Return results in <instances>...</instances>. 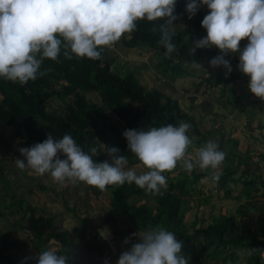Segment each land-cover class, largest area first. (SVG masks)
I'll return each instance as SVG.
<instances>
[{"label":"trees","instance_id":"1","mask_svg":"<svg viewBox=\"0 0 264 264\" xmlns=\"http://www.w3.org/2000/svg\"><path fill=\"white\" fill-rule=\"evenodd\" d=\"M185 2L186 0H177L176 10L184 12L185 18L191 21L192 26L174 30L173 40L177 47L171 55L165 54L166 47L159 42L160 25L165 22L164 18L152 21L138 20L134 30L121 36L124 40L128 36L125 42L129 47L142 45L158 50L160 56L157 67L164 74L183 75L188 72L193 62H209L219 54L216 47L197 48L192 52L191 44L194 43L186 36L192 32L206 34V29L201 23L204 15L197 12L190 17L183 9ZM112 65L111 59L103 50L98 58H88L74 53L65 56L62 48L58 59L44 58L41 65L42 74L34 80L20 83L0 78V150L3 154L12 157L18 154L12 151L15 145L4 135L3 129L6 126L12 130L17 143L22 142L25 147L42 142L50 132L57 138L62 137L65 132H70L85 150L97 147L99 154L93 156L97 161H111L106 145L116 146L121 150L120 154L128 157V165H143L128 149L127 138L123 135L124 130L128 128L178 124L185 120L193 125L192 133L195 138H192V146L199 147L208 140L196 127L195 119L188 112L181 111L174 101H163L164 96L160 91L144 88L133 72L119 73L117 67L112 68ZM240 73L231 72L225 77L223 73L213 72L211 76L216 82H229ZM88 93L96 94L100 101L91 100L87 96ZM52 98L59 101L58 106H50ZM108 111L122 121L121 129L110 122L106 113ZM188 135L190 136V133ZM233 158L231 151L227 152L218 178L210 174L212 169H201L197 166L189 171L178 163L174 169L165 171L168 183L160 192L146 191L135 182H125L109 184L104 188L87 184V191L82 189L81 193H74L79 194V200L84 205L88 204L90 198L89 186L96 194L103 191L108 193L111 209L106 208L109 217H106L104 225L112 224L109 230L114 237L123 232L132 234L140 229L164 226L176 232L177 239L183 241L182 252L190 256V264H200L205 258L218 259L224 264L228 261L236 264L240 256L239 250H244L245 264H263L261 253L264 252V180L258 181L257 178L247 177L243 173L236 176L238 166L233 164ZM0 160V180L4 185V159L0 156ZM176 169L177 174L171 175ZM202 178L213 182L217 192L226 188L227 196L232 190L230 184L241 182L242 188L237 198H244V201L238 205L237 210L247 216L249 222L250 210L257 209L262 218L259 228L252 230L246 224L249 233H237V219L233 212L214 216L213 221L206 225L204 220L198 225L196 220L186 224L184 216L190 208L187 198L190 193H202L200 203L213 204L212 194L207 195L197 187ZM40 186L44 187L42 184ZM68 188L72 189L71 184ZM146 198H149L151 203ZM65 206L67 210L75 212L80 208L79 203L70 207L65 202ZM36 210L29 201L26 205L22 202L20 204L22 218L27 221L25 227L39 244L55 240L59 245L58 250L66 252L71 264H83L82 259L77 256L79 245H83L90 252H96L101 259L109 257L111 248L108 240L98 239L96 225L91 226L87 218L79 217L81 224L78 237L82 241L80 243L70 236L67 229L60 228L54 215L37 214ZM119 219L128 220L130 224L127 229L120 226ZM256 232H259L261 237H258ZM134 239L138 241L139 237L133 236V242ZM12 244L13 241L7 233H0V264H35L23 256L15 260L10 259L7 250ZM103 244L107 245V249ZM249 248H255L256 251L249 255Z\"/></svg>","mask_w":264,"mask_h":264},{"label":"clouds","instance_id":"2","mask_svg":"<svg viewBox=\"0 0 264 264\" xmlns=\"http://www.w3.org/2000/svg\"><path fill=\"white\" fill-rule=\"evenodd\" d=\"M176 4L177 0H0V78L20 83L34 80L42 74L44 58L58 59L62 48L65 56L74 53L98 58L105 46H112L125 32L134 30L142 19L164 18L159 42L166 47L165 54L171 55L177 47L173 40ZM201 6L208 9L201 21L206 35L191 44L192 52L218 47L220 53L209 63L222 65L226 74L233 71L226 55L238 52L237 67L249 76V91L264 99V0H187L185 8L191 17ZM243 38L247 42L241 48ZM190 127V122L182 121L125 129L128 149L146 169L142 172L129 167L128 157L116 146L106 145L111 161L95 160L97 147L85 150L70 132L60 138L50 132L42 142L21 147L23 158H16V165L38 175L50 173L61 184L79 180L104 188L135 182L155 192L167 187L165 171L178 163L189 171L197 166L212 169L210 174L218 178L226 152L216 139H208L194 154L190 152ZM108 234L107 229L100 232L103 238ZM133 236L139 240L133 242ZM124 243L130 247L121 252L116 264H190V256L182 252L183 241L164 226L140 229ZM255 251L249 248L248 254ZM36 264L70 261L66 252L50 245L40 251Z\"/></svg>","mask_w":264,"mask_h":264},{"label":"crops","instance_id":"3","mask_svg":"<svg viewBox=\"0 0 264 264\" xmlns=\"http://www.w3.org/2000/svg\"><path fill=\"white\" fill-rule=\"evenodd\" d=\"M186 2L183 6L185 11ZM176 9L175 15L177 18L173 22L176 27L175 30L190 28L192 26L191 21L185 18L184 12L182 13ZM207 11L206 6H201L198 10L203 15ZM204 35L206 34L192 32L186 38L191 39V42L194 43ZM125 40L120 38L112 46L103 48L105 55L111 59L112 68L117 67L119 73L133 72L144 88L160 91L164 96L163 101L166 102L167 99L174 101L181 111L188 112L195 119L196 127L200 133L204 134V137L218 140L219 144L222 145L220 148L226 154L231 151L234 156L233 164L238 166L236 176L243 173L247 177L257 178L258 181L264 180V99L249 91L250 78L237 67L239 53L229 52L226 58L231 60L232 72H241L240 75L229 82H216L211 76L213 72L223 73L225 77L229 75L226 74V69L223 66L213 67L208 61H198L190 64L188 72L183 75L164 74L157 67L158 57L160 56L158 50L142 45L129 47L126 45ZM246 42L247 38H243L241 48ZM216 49L220 53V49L218 47ZM182 121L185 120L180 122ZM112 122L119 129L123 126L122 121L113 114ZM192 129L193 125L191 124L188 133H190V137H195ZM0 156L1 159H4L5 175L11 173L15 177L22 193L25 194L30 204L37 208L36 213H47V215L51 213L56 217L60 228L67 229L70 235L73 226L69 222H72V218L64 216V211L60 207L61 203L65 205L66 202L70 207L79 203L80 208L77 212L71 210L75 214L77 213L78 216L81 215L80 213H91V210H93L94 207L89 208L88 202L87 205L82 204L79 200V194L74 193L75 191L81 193L82 189L87 191V183L79 180L75 182L69 180L68 185L67 183L61 184L50 173L45 174L49 177L51 184L45 179L35 182V179L40 180V178L33 170H30L29 173H25V170L19 172L16 158H23L22 154L12 157L4 155L0 150ZM224 164L223 161L220 169ZM17 171L19 174H16ZM40 184L44 187L42 188ZM70 184L72 186L71 190L68 188ZM232 184H230V187ZM240 184L241 182L233 185ZM1 187L0 180V197L8 194V192H3L4 188ZM225 189L222 188L219 192L216 191L218 196ZM11 198L10 195L8 207L6 208L0 202V233H7L9 239L13 241V244L7 250V254L12 260L19 256H27L28 260L36 264L40 251L50 245L59 248V245L53 239L48 240L47 243L39 244L29 233V230L26 229L25 224L27 221L21 216L19 217V212L17 214L16 210L13 209ZM74 229L76 228L74 227Z\"/></svg>","mask_w":264,"mask_h":264},{"label":"rangeland","instance_id":"4","mask_svg":"<svg viewBox=\"0 0 264 264\" xmlns=\"http://www.w3.org/2000/svg\"><path fill=\"white\" fill-rule=\"evenodd\" d=\"M128 38V36H127ZM198 62V61H196ZM87 96L91 99V100H95V101H100V98H98V96L96 94H92V93H88ZM51 105L54 106H58L59 101L52 98L51 100ZM62 104L60 103L59 106H61ZM108 119L110 120V122H112V113L110 111L106 112ZM4 135L6 136V139L10 140L11 143H13L14 148L12 149V151H16L18 154H22L19 149L21 147H25L22 142L17 143V141L15 140V137L13 135L12 130L10 129V127H5L3 129ZM191 138H195L194 136ZM192 146V145H191ZM197 148H192L190 152H192L193 154L195 153V150ZM17 156V154H16ZM1 163V162H0ZM129 167H135L136 170L138 172H142L145 171V167L144 165H128ZM220 169V166H219ZM25 170V173H29L30 172V168H19V172ZM6 172V171H5ZM7 173H9L7 171ZM16 174H19L18 171L16 172ZM177 174V169L173 170L171 172V175H176ZM39 179H35L36 181H42L43 179L47 180L50 184V179L46 174L43 175H37ZM3 180H4V185L3 182L1 181V188L4 187L3 192H8V197L6 194L1 195L0 197V202H2V204L6 207H8V198L11 195L12 196V205L14 206L13 209L16 210V213L19 212L18 216L22 217V213L20 214L21 211H19L20 209V204L21 202L24 203V205L27 204V197H25V194L22 193V190L18 187L17 185V181L15 179V177H13V175L10 174H6L3 176ZM34 180V179H33ZM47 183V182H46ZM49 183H47L48 185H50ZM67 185L69 184L68 182H66ZM197 187L201 188L203 192H205L207 195H211L212 194V198L211 201L213 202V204H201L200 199L203 197L202 193H190L187 198H188V204L189 207L187 209V211L185 212V216H184V222H186V224H190L191 222H193V220L197 221V225L201 223L202 220L205 221V225L208 223H211L213 220L212 218L214 216H218L221 213H224L226 215L230 214V213H234L236 219H237V226L235 227V231L239 234H248L249 231H247V227L246 224L252 229V230H256L257 228H259V226L262 224L261 221V214L259 213V211L257 209H251L249 212V217L251 218L250 221L248 222V218L247 216L242 215L240 212H238L237 207L239 204H241L244 201V198H237L238 192L240 191L242 184L240 185H231V192L230 195H225L226 192L221 191L218 194H216V188L214 186L213 182H210L207 179L202 178L200 180V182L198 183ZM90 188V198H89V208H93V210H91V213H80L81 215H76L74 212L72 211H67L65 208V205H60L61 209L64 211V216H70L72 219V222H69L71 226H73V228L75 227L76 229L71 231V235L72 237H74L75 239H77L80 243H82V241H80L79 237H78V228L80 227L81 222L79 221V217L80 218H87L89 220V224H91V226L96 225L97 231H98V239H102L103 237L100 235V232L107 229L109 234L107 236L108 240V244L110 245L111 248V253L109 255V259H105L108 256H105L103 259L99 258L96 254V252H90L88 251L83 245H79V248L77 250V256L79 258L82 259L83 264H106V262L110 261V264H116V261L119 258V255L121 254V252L123 250H125V248L130 247V244H125V238L129 237L131 234L128 233H121L120 234H116L114 237V234L112 233L111 230H109V227L112 225L111 223H108L109 226L106 224L104 225L105 221H106V217H109V212L108 210L111 209V206L109 205V195L107 192L103 191V192H97V194L95 193V190L93 188ZM9 190V191H7ZM149 198H146V200H148ZM151 203V200L149 199V201ZM26 203V204H25ZM72 202L70 201V204ZM45 208V207H44ZM106 208L108 210H106ZM51 214V213H50ZM52 215V214H51ZM63 219H65L63 217ZM116 219H118L116 217ZM120 221V226L124 229H127V226L130 224L128 222V220H123V219H119ZM57 222V221H56ZM127 231V230H126ZM258 237H261V234L259 232H256ZM135 241L137 239H134ZM105 244H107V242H104ZM104 245V247L107 249V245ZM240 256L237 260L236 264H245L246 262V257L244 256V250H239L238 251ZM262 254V263L264 264V252L261 253ZM23 257L25 259H27V256ZM19 257H17V259H19ZM29 261V260H28ZM33 262V261H32ZM71 264V263H70ZM200 264H224L222 263L220 260L218 259H209V258H205L202 263Z\"/></svg>","mask_w":264,"mask_h":264}]
</instances>
